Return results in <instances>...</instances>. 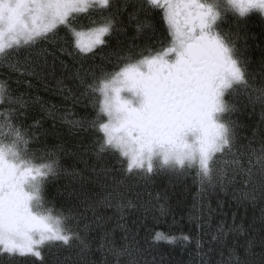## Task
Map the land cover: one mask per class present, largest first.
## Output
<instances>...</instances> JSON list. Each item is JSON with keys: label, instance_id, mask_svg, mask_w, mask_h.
Masks as SVG:
<instances>
[{"label": "snow or ice", "instance_id": "1", "mask_svg": "<svg viewBox=\"0 0 264 264\" xmlns=\"http://www.w3.org/2000/svg\"><path fill=\"white\" fill-rule=\"evenodd\" d=\"M128 8L138 33L151 27L147 19L139 20L141 14H162L165 38L155 50L147 49V54H134L131 48L123 55L113 53L112 71L100 68L97 74L91 66L85 67L84 62L95 57V49L107 43L104 37L117 30L119 16ZM229 12L237 19L250 13L264 17V0H0V64L7 63L20 76L46 81L59 61L63 71L55 81L56 93L73 104L92 97L94 118L70 119L68 113L61 118L74 130L102 134L95 141L96 157H110L115 164L99 172L92 169L104 177L102 195L94 198L84 188L82 176L80 189L69 195L81 201L85 209L81 217L92 213L84 223L87 230L104 229L112 219L99 214V209L116 210V227L127 233L125 243L111 247L114 242L105 229L101 248L107 246L114 255L126 257L125 264H157L152 255L157 244L192 239L183 232L177 236L156 231L145 249L122 223L125 209L136 207L128 199L134 185H147L160 174L177 180L192 175L198 185L201 215L194 219L200 232L195 239L200 264H212L210 254L226 247L234 236H245L244 252L237 255L231 248L228 261L222 259L220 264H233V260L234 264H264V232L252 238L243 225L235 223V213L231 224L221 220L210 233L204 250L203 237L209 235L205 229L211 228L215 210L208 204L205 220L203 206L213 194L230 193L241 206L264 205V126L246 137L233 119L248 104L264 108V57L258 72L250 70L248 57L236 44L239 32L222 27ZM81 15L89 18L86 33L77 27ZM61 27L68 37L64 44L52 49L38 46L43 42L55 45ZM13 57L15 62H10ZM27 107L23 95H13L7 80H0V264H35L36 260L45 264L46 249L58 252L65 247L78 246L83 257L89 244L69 223L76 216L71 212L54 216L44 208L46 178L63 169L57 158L50 163L34 162L30 143L36 137L21 120ZM42 108L56 118L55 105ZM155 199L158 203L159 194ZM260 212L264 218V207ZM160 213L166 215L163 204Z\"/></svg>", "mask_w": 264, "mask_h": 264}, {"label": "trees", "instance_id": "2", "mask_svg": "<svg viewBox=\"0 0 264 264\" xmlns=\"http://www.w3.org/2000/svg\"><path fill=\"white\" fill-rule=\"evenodd\" d=\"M131 11L132 9L128 8L119 16L116 25L117 30L104 37L107 43L95 49V57L90 56L84 62L85 67L91 66L97 70V74H99L100 68L112 71L116 64V57L113 53L119 52L123 55L131 48L134 54L141 51L147 54V49L155 50L159 46V41L167 35V26L161 18L162 14L157 15L153 12L147 17L141 14L139 20L147 19L151 27H145L138 33L137 21L130 20L128 16ZM80 25H83L82 29ZM88 25L89 18L86 15H81L77 21L78 30L86 32ZM230 27L231 32H239V38L236 41L237 47L242 49L248 57L250 70L258 72L261 58L264 57V28L256 21L247 23L234 21ZM66 39H68L66 31L61 27L55 45L43 42L38 46L52 49L64 44ZM61 58L66 61L69 60L67 57L62 56ZM134 58L138 57L134 56ZM10 62H15V57ZM62 71L59 61H57L54 74L48 75L44 81L11 72L7 63L0 66V80H7L13 95H23L24 99L28 101V107L21 120L36 137L30 143V149L34 153V162L37 164L50 163L51 159L57 158L61 168L66 170H62L54 177L46 178L43 190L44 203L50 206L52 214L62 213L64 216H68L71 212L75 215L76 220L69 221V223L80 232L86 243L89 244V248L85 250L83 257L80 255L78 246L65 247L58 252L55 249L51 252L46 249L44 251L45 264H55L57 260L60 264H125L126 257L114 255L108 251L107 246L101 248L105 229L111 233V239L114 242L110 245L111 247L119 248L125 243L124 237L127 233L116 227L118 219L117 215L114 214L116 210L114 208L99 209V214L112 217V219L107 221L104 229L87 230L84 228V223L92 218V213L89 211L85 217H81L79 213L85 212V209L80 206L81 201L75 195H69L74 189H80L81 176L85 180L84 188L94 198L97 195H102L104 177L98 176L92 169L96 168L99 172L102 167H111L115 164V160L107 156L101 160L97 159L94 151L95 141L97 136L102 134L93 130L87 132L74 130L61 118L65 113H68L70 119H92L96 113L91 95L87 99H81L79 103L73 104L70 100L64 101L63 97L56 93L55 81L56 78L61 77ZM27 81H30L31 86ZM42 105L47 108L55 105L57 109L56 118L50 117ZM237 107H240L239 103ZM262 115H264V108L259 103L248 104L247 107L235 113L233 119L240 123L241 135L251 137L254 128L264 126L261 125ZM254 146L259 147L258 144ZM52 153H55V157L51 156ZM69 173H79L80 175L74 176L69 175ZM110 182L111 178H109ZM198 191V185L193 182L192 175L177 180L175 176L160 174L147 185L143 182L135 184L133 190L128 194V199H131L136 207L125 209L122 223L125 224L128 232L137 235L145 249L151 243L150 234H154L156 231L170 232L177 236L183 232L192 237L191 241L187 243L166 244L161 242L157 244L152 250V255L155 256L157 264H200L195 246V239L200 235V232L195 226L196 221L194 219L201 215V201L198 197ZM137 193L140 194L138 198ZM157 194L160 196L158 203L155 199ZM160 204L164 205L166 215H161ZM208 204L215 211L212 212L211 228L206 227L205 229L209 235L203 237L205 251L208 249L207 242L210 240V233L215 231L221 220H226L228 224H231L233 213L236 214L235 223L243 225L252 238H257L264 232V218L261 217L260 212V208L264 205L241 206L232 199L230 193L220 192L213 194L204 203L205 220L207 219ZM77 221H79L78 225ZM146 239L148 243H145ZM76 243L78 245V242ZM245 247V236H234L229 239L226 247L215 248L208 259L211 260L212 264H220L222 259L227 262L231 248H235L237 255H242ZM255 252H260L258 246L255 248ZM35 264H40V261L36 260Z\"/></svg>", "mask_w": 264, "mask_h": 264}, {"label": "flooded vegetation", "instance_id": "3", "mask_svg": "<svg viewBox=\"0 0 264 264\" xmlns=\"http://www.w3.org/2000/svg\"><path fill=\"white\" fill-rule=\"evenodd\" d=\"M251 22V21H256L259 22V24L264 28V17H262L260 14L258 13H250L248 16L246 17H240L239 19H237V17L235 15H233L232 13H228L226 15V22L222 25V27L224 28L225 31H228L231 27L230 24H233V22ZM237 44V42H236Z\"/></svg>", "mask_w": 264, "mask_h": 264}, {"label": "rangeland", "instance_id": "4", "mask_svg": "<svg viewBox=\"0 0 264 264\" xmlns=\"http://www.w3.org/2000/svg\"><path fill=\"white\" fill-rule=\"evenodd\" d=\"M87 31H88V29H87ZM87 31H86V32H87ZM86 32H85V33H86ZM84 39L86 40L87 37L85 36ZM0 66H1V64H0ZM44 208H45V209H51L50 206H49L47 203H44ZM53 215L55 216V214H53Z\"/></svg>", "mask_w": 264, "mask_h": 264}]
</instances>
